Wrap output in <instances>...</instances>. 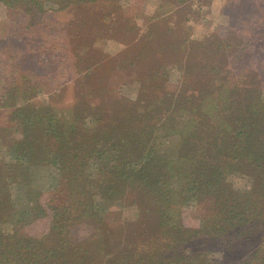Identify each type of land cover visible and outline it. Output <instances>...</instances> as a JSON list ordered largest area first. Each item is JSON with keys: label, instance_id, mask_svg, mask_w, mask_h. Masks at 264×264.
Wrapping results in <instances>:
<instances>
[{"label": "rangeland", "instance_id": "obj_1", "mask_svg": "<svg viewBox=\"0 0 264 264\" xmlns=\"http://www.w3.org/2000/svg\"><path fill=\"white\" fill-rule=\"evenodd\" d=\"M48 10H51L49 6ZM262 32L264 0H94L42 15L15 14L0 3V37L5 35V42L0 45L15 46L20 55L18 60H6L4 64L18 63L23 71L31 72L32 75L24 78L29 86L35 87L30 93L34 95L31 102L37 109L43 106L49 112L48 116L53 115L59 120L58 126L62 127L63 136L72 140L74 150L78 145L84 148L86 142L90 146L95 143L117 145L119 135L126 132L127 126H132L131 129L137 126L134 135L143 140L146 136L140 133L139 126L149 124L154 128L166 126L172 132L167 138L162 137L164 132L155 133L157 152L172 155L173 148L181 147L185 140L178 133L179 127L183 126L184 120L188 124L195 117L196 128L193 129L197 132L198 147L202 146L197 156H203L206 145L215 140L214 126L218 119L224 120L225 126L243 124L250 81L264 84V37H256ZM253 38L254 41H248ZM256 47L262 49L256 52ZM243 49L251 55H245L247 58L242 55L235 60L233 56L238 51L242 53ZM225 54L230 60L227 58L226 65L216 60ZM251 65L253 67L249 68ZM213 67L221 69L218 78H225L228 83L221 87L229 101L227 106L216 102L220 91L201 96L199 86L195 85L202 78L211 79L215 75L211 72ZM3 69L9 75L7 72L11 67L5 65ZM157 70L160 73L156 81L161 95L165 96L164 101L166 94L177 97L181 93L193 100L183 103V113L167 118L165 110L160 108L150 114L154 119L148 120L144 119L146 111L151 109L148 99L155 93L149 74ZM10 103L0 104L2 165L11 160L5 158V147L13 144L15 139L25 137L29 130L26 123L12 115L19 103ZM188 111L190 114H186ZM202 112L209 114L210 119L203 118ZM136 115L138 119L134 117ZM92 117L96 120L91 121ZM202 131L204 139L199 138ZM50 143L53 145L55 141ZM183 150L190 151V155L193 153V148L185 145ZM106 170L91 177L95 186L99 184L95 178L99 177L109 180V185L117 181ZM89 171L97 170L91 167ZM42 173L43 179L39 176V182L48 178L47 169ZM88 174V169L82 171L87 183L90 182ZM54 176L57 181L53 186L58 185V188L52 190L50 198H54L57 205L62 204L71 192L97 190L90 185L76 191L65 176L59 173ZM114 189L116 197L110 198L104 206L109 209L106 226L101 219L91 217L88 222H67V236L72 242L79 243L81 250L97 251L103 244V254H108L109 250L116 254L135 242L154 240L145 234L157 231L156 213L143 210L137 217L133 214L132 206L140 202L139 189L125 182L117 183ZM172 208V217L182 220L185 227L190 228L212 214L215 204L207 197L198 201L195 207ZM96 228L102 231L90 237ZM114 230H119L115 236L111 235ZM101 232L108 233V242L103 241L106 238L103 239ZM86 239L91 241L88 243ZM197 242L218 255L227 253L221 240L208 231H201ZM248 254L244 257L245 264L252 258ZM102 258L109 260L108 256L100 258L88 254L82 262L96 264L105 260Z\"/></svg>", "mask_w": 264, "mask_h": 264}, {"label": "trees", "instance_id": "obj_2", "mask_svg": "<svg viewBox=\"0 0 264 264\" xmlns=\"http://www.w3.org/2000/svg\"><path fill=\"white\" fill-rule=\"evenodd\" d=\"M85 1L94 0H0V3L15 14L24 12L42 15ZM48 6L51 10L47 11ZM263 34L262 32L256 37L260 39L264 37ZM3 38L0 37L1 43L5 42ZM254 40L255 38L248 41ZM261 49L256 47L255 51L259 52ZM242 51H238L233 58L236 60L242 55L249 56L246 49ZM18 52L15 46L0 45V104L4 101L11 102L10 105L18 102L12 115L21 119L29 128L25 137L15 139L13 144L5 147V158L11 160L5 161V165L0 162V264H84L82 258L88 254L100 258L102 255L108 256L109 260L102 258L105 260L96 264H245L244 257L248 253L252 258L247 264H264L262 81H250L251 86L246 94L248 102L245 104L247 114L242 117L243 124L225 126L226 122L218 119L217 126H214L215 140L206 145L203 156H197V151L202 146L198 147L197 132L193 129L196 128L195 117L188 124L184 120L183 126L179 127L178 133L185 140H182L181 147L173 148L175 152L172 155H166L164 151L157 152L155 134L161 131L164 132L162 137L167 138L172 132L166 126L154 128L149 124L139 126L140 133L146 136L143 140L134 135L133 130L137 126L132 129V126H127L126 132L119 135L117 145L95 143L90 146L86 142L84 148L78 145L74 150L72 140L63 136V129L58 126L59 120L53 115L48 116L49 112L43 106L37 109L31 102L34 95L30 93L35 87L29 86L24 79L32 75L31 72L23 71L18 63L4 64L6 60H18ZM228 57L225 54V57H217L216 60L226 65ZM5 65L11 67L7 72L9 75L4 72ZM251 67L253 66L249 68ZM220 70L213 67L211 72H215V75L211 79L202 78L195 85L197 88L199 86L201 96L220 91L216 102L227 106L229 101L225 99L221 87L228 83L225 78H218ZM151 73L149 77L153 79L155 93L148 99V107L151 109L146 111L144 119H154V115L150 114L160 108L165 110L167 118L183 113V103L193 99L182 93L177 97L166 94L167 99L164 101L165 96L161 95L156 81L160 71ZM189 82L193 83L192 80ZM226 98L229 99L228 96ZM186 114H190V111ZM201 116L210 119L209 114L202 112ZM134 117L139 118L138 115ZM94 120L96 119L92 117L91 121ZM203 136L204 131L199 138ZM51 140L55 144L52 145ZM184 145L193 148L191 155L190 151L183 150ZM1 153L3 152L0 155ZM135 156L138 158L133 159ZM91 167H95L97 171H89ZM45 169L50 175L39 182L38 178L43 177L41 173ZM86 169L90 177L89 183L82 176V171L85 172ZM105 170L107 174L115 176L117 181L109 185V180L99 177L95 178L99 183L95 186L91 177ZM55 173L69 179L68 183L76 191L90 185H94L97 190L78 194L71 192L62 204L57 205L54 203L55 199L50 198L52 190L58 188V185L53 186L57 181ZM121 182L139 189L140 202L132 206L136 217L143 210L156 213L157 231L145 234L154 240L150 243L143 240L135 242L126 249L119 250L118 254H113L110 250L108 254H103V244L97 251L91 248L81 250L79 243L68 238L65 231L67 222H88V217H91L101 219L105 224L109 209L104 206L110 198L116 197L114 187ZM110 190L114 192L111 194ZM207 197L213 199L215 208L199 225L185 227L182 220L172 217L173 206L180 209L195 207L198 201ZM74 205L77 207L74 208ZM67 212H70L69 215ZM100 231L102 230L96 228L90 233V237L98 235ZM201 231H208L218 237L224 251H227L226 255L223 252L218 255L198 243ZM118 232L119 230H114L111 235L115 236ZM101 233L103 239L106 238L103 241L108 242V233ZM90 241L86 239V242Z\"/></svg>", "mask_w": 264, "mask_h": 264}]
</instances>
